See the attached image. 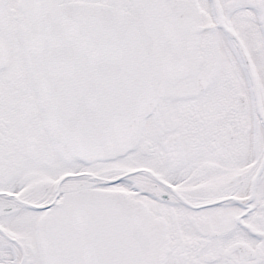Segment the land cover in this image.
Masks as SVG:
<instances>
[{"label": "snow or ice", "instance_id": "snow-or-ice-1", "mask_svg": "<svg viewBox=\"0 0 264 264\" xmlns=\"http://www.w3.org/2000/svg\"><path fill=\"white\" fill-rule=\"evenodd\" d=\"M0 264H264V0H0Z\"/></svg>", "mask_w": 264, "mask_h": 264}]
</instances>
